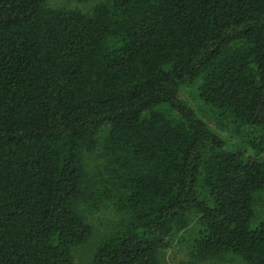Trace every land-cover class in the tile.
<instances>
[{
	"label": "trees",
	"instance_id": "obj_1",
	"mask_svg": "<svg viewBox=\"0 0 264 264\" xmlns=\"http://www.w3.org/2000/svg\"><path fill=\"white\" fill-rule=\"evenodd\" d=\"M46 1L0 0V264H79L108 208L92 264H264V0Z\"/></svg>",
	"mask_w": 264,
	"mask_h": 264
},
{
	"label": "rangeland",
	"instance_id": "obj_2",
	"mask_svg": "<svg viewBox=\"0 0 264 264\" xmlns=\"http://www.w3.org/2000/svg\"><path fill=\"white\" fill-rule=\"evenodd\" d=\"M104 0H87V1H77V0H47L46 5L50 8H63V9H77L78 11L88 13L93 8V6ZM195 89L190 87L188 89H183L180 93L181 98L188 102L196 105L198 108V115L207 121L208 125L213 128L216 132L220 134H225V132L216 127L214 121L211 119L208 111H205L204 106L201 107L197 104ZM118 220V216L111 209H105L97 212L92 217V225L94 227V237L90 238L88 242L84 245L78 246L74 249L73 254L75 260L79 264H92V249L96 243L95 237L101 234L103 231L109 230L111 226ZM188 258V244L184 241L182 236L175 242V244L169 249L164 251L162 255V260L165 264H180L181 262L187 261ZM197 264H242V262L229 254H224L218 258L206 260Z\"/></svg>",
	"mask_w": 264,
	"mask_h": 264
}]
</instances>
